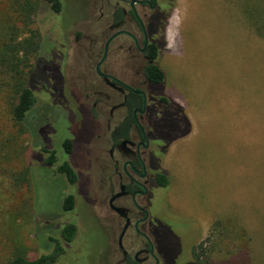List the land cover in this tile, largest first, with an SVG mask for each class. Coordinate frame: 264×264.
<instances>
[{
    "label": "rangeland",
    "instance_id": "374dc122",
    "mask_svg": "<svg viewBox=\"0 0 264 264\" xmlns=\"http://www.w3.org/2000/svg\"><path fill=\"white\" fill-rule=\"evenodd\" d=\"M12 1L0 0V33L18 26ZM42 5L29 32L17 38L39 45L36 54L28 53L29 86L37 100L26 126L12 119L14 82L0 68V264H7L18 242L28 258L49 253L48 237L61 220H75L77 231L72 249L57 264H102L105 244L89 214L84 183L54 177L57 167L46 166L40 150L67 160L65 139L83 148L91 137L77 100L51 98L56 89L64 93L52 43L63 29L71 45L72 35L86 33L91 22L81 20L82 0H62L58 14ZM262 7L264 0H176L166 31L163 89L190 126L167 154L170 185L152 214L166 246L175 250L192 238V249L198 253L203 246L210 264H264V37L250 16ZM68 20L74 24L64 28ZM74 54L62 59L67 79L76 75ZM80 153L71 161L85 180ZM67 195L74 196V215H62Z\"/></svg>",
    "mask_w": 264,
    "mask_h": 264
},
{
    "label": "flooded vegetation",
    "instance_id": "af4514ba",
    "mask_svg": "<svg viewBox=\"0 0 264 264\" xmlns=\"http://www.w3.org/2000/svg\"><path fill=\"white\" fill-rule=\"evenodd\" d=\"M175 1L82 0L81 20L91 22L86 33L73 34L70 45L66 38L70 34L60 29L61 35L52 43L58 49L59 88H64V93L56 89L51 98H59L60 103L77 100L92 134L83 140V148L69 138L70 152L64 147L67 139L63 141L67 160L58 161L56 157L51 164L47 159L53 151L40 150L47 157L43 163L57 167L54 177L70 183L68 175L58 169L68 162L75 173L70 185L81 180L84 183L89 214L105 244L102 264H210L203 246L197 247L198 253L192 249V238L181 240L175 250L166 246L165 239L160 238L163 227L158 224V216L152 214L153 206L163 202L170 185H165L163 179L165 176L170 182L167 154L190 126L181 108L165 94V74L163 79L159 75V71L164 73L161 60ZM63 24L65 28L74 22ZM71 51L75 52L71 62L76 75L67 79L62 68ZM77 149L85 180L78 164L71 161ZM93 181L99 184L96 191L92 190ZM74 210L75 199L71 210L63 206L62 215H74ZM73 221L61 220L54 225V235L48 237L49 253L57 246L62 248L52 264H57L75 244ZM71 225L75 227L72 239L66 232Z\"/></svg>",
    "mask_w": 264,
    "mask_h": 264
},
{
    "label": "trees",
    "instance_id": "16d2710c",
    "mask_svg": "<svg viewBox=\"0 0 264 264\" xmlns=\"http://www.w3.org/2000/svg\"><path fill=\"white\" fill-rule=\"evenodd\" d=\"M41 5L46 6L54 13H58L62 8V0H13L12 11L18 26L15 24L11 26L9 25L2 33H0L1 73L5 70L8 78L14 82L11 87L15 102L11 107V115L15 123L23 126L28 125L29 112L32 110L37 100L31 85L29 86V78L33 70L28 62V53L34 52V54H36L39 45H34V42L29 40L27 43H24L26 40L18 42L17 38H21L29 32V29L26 28L31 22L32 15L37 12ZM250 16L252 18V25L258 21V27L256 30H258L259 34L264 37V7L260 8V13L258 12V14L256 11H252ZM24 44L28 45V50L23 46ZM22 51L24 52V55L20 56V52ZM159 75L161 79L164 78L163 71H159ZM27 129L28 131L30 130L29 128ZM64 147L70 152L72 142L67 139L64 142ZM55 160L56 156L53 151L47 159V162L52 164ZM58 169L68 175L70 183L75 181V173L68 162H64ZM163 179L164 184L167 185L169 183L168 179L165 176H163ZM63 206L66 210H71L73 208L74 199L72 195L64 197ZM66 229L68 228H65V230ZM66 232L68 237L72 239L75 227L71 225V228L66 230ZM61 252L62 248L57 246L56 250L52 253L42 254L37 258H28L25 253V248H23L21 243L18 242L13 246L7 264H52L56 261Z\"/></svg>",
    "mask_w": 264,
    "mask_h": 264
}]
</instances>
